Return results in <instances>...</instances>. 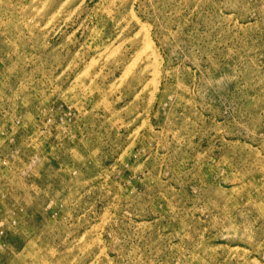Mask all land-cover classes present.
Here are the masks:
<instances>
[{
    "label": "rangeland",
    "instance_id": "374dc122",
    "mask_svg": "<svg viewBox=\"0 0 264 264\" xmlns=\"http://www.w3.org/2000/svg\"><path fill=\"white\" fill-rule=\"evenodd\" d=\"M0 264H264V0H0Z\"/></svg>",
    "mask_w": 264,
    "mask_h": 264
}]
</instances>
